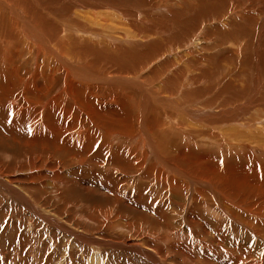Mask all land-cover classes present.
<instances>
[{
    "label": "bare ground",
    "instance_id": "6f19581e",
    "mask_svg": "<svg viewBox=\"0 0 264 264\" xmlns=\"http://www.w3.org/2000/svg\"><path fill=\"white\" fill-rule=\"evenodd\" d=\"M0 190L89 264H264V0H0Z\"/></svg>",
    "mask_w": 264,
    "mask_h": 264
},
{
    "label": "rangeland",
    "instance_id": "374dc122",
    "mask_svg": "<svg viewBox=\"0 0 264 264\" xmlns=\"http://www.w3.org/2000/svg\"><path fill=\"white\" fill-rule=\"evenodd\" d=\"M32 217L0 190V264H89L99 252L81 241L67 244V233L47 228L39 217L31 224ZM102 256L104 264H149L139 254L118 248H105Z\"/></svg>",
    "mask_w": 264,
    "mask_h": 264
}]
</instances>
